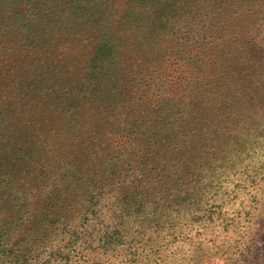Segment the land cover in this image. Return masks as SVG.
Instances as JSON below:
<instances>
[{
  "label": "trees",
  "instance_id": "1",
  "mask_svg": "<svg viewBox=\"0 0 264 264\" xmlns=\"http://www.w3.org/2000/svg\"><path fill=\"white\" fill-rule=\"evenodd\" d=\"M250 3L0 0V264L255 257L264 65L223 48Z\"/></svg>",
  "mask_w": 264,
  "mask_h": 264
},
{
  "label": "rangeland",
  "instance_id": "2",
  "mask_svg": "<svg viewBox=\"0 0 264 264\" xmlns=\"http://www.w3.org/2000/svg\"><path fill=\"white\" fill-rule=\"evenodd\" d=\"M246 2H251V3L246 7H243L239 14L234 15L233 18L228 19L225 26L227 42L223 48H225V46H228V48H230V52H233V50L235 49H239V50L241 49V52H245V54L254 51L257 61L260 64L264 65V55L262 53V51H264V28L260 29L258 39L253 44L250 45L246 44L249 37H247V39L240 41L242 38L245 37L247 33H249L251 28H252L251 32L253 36L257 32L259 25L264 24V0H246ZM242 27H248V29L245 31L240 30ZM232 68H236L235 65H232ZM245 68L247 67H243L241 69H245ZM253 73L255 74L254 81H258L260 82L261 86H264V71L256 72V73L253 72ZM248 84H254L253 79L250 80ZM263 97H264V91L261 94V98ZM261 98L258 97L259 100H261ZM90 113H92V111ZM7 201H10L11 205L15 203V199L12 198H8ZM14 211L15 210H13L11 206V208H9V213L12 214V212ZM5 217L8 218L7 216ZM258 230H259V237L255 238V241H253L255 242V246L258 250V253L255 255V257H253V259L250 262L248 261L247 263L243 261L240 264H264V226L259 227ZM8 260L9 258H7L6 261L8 264H10ZM203 263L231 264L229 260H225L223 258H216L211 260L210 262L206 261Z\"/></svg>",
  "mask_w": 264,
  "mask_h": 264
}]
</instances>
